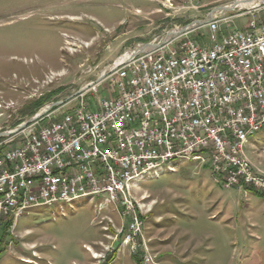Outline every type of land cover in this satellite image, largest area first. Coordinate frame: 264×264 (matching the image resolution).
I'll return each mask as SVG.
<instances>
[{
    "label": "rangeland",
    "instance_id": "rangeland-1",
    "mask_svg": "<svg viewBox=\"0 0 264 264\" xmlns=\"http://www.w3.org/2000/svg\"><path fill=\"white\" fill-rule=\"evenodd\" d=\"M234 1L0 0V133L72 100L126 50ZM249 20L232 18L223 28H244ZM39 100L33 115L20 113ZM1 142L0 148L14 145L9 136ZM246 152L264 172V128L250 137ZM156 171L132 182L129 198L142 223L134 243H125L123 205L82 197L3 217L0 264H243L254 259V248L264 256V194L257 188L247 195L225 188L208 164L191 160Z\"/></svg>",
    "mask_w": 264,
    "mask_h": 264
},
{
    "label": "built area",
    "instance_id": "built-area-1",
    "mask_svg": "<svg viewBox=\"0 0 264 264\" xmlns=\"http://www.w3.org/2000/svg\"><path fill=\"white\" fill-rule=\"evenodd\" d=\"M227 11L157 48L165 38L126 50L75 98L9 136L14 145L0 148V226L28 201L92 191L125 207V243H134L142 223L125 181L175 151L204 149L199 163L218 184L264 193V172L243 160L245 133L264 126V0ZM244 16V28H223Z\"/></svg>",
    "mask_w": 264,
    "mask_h": 264
},
{
    "label": "bare ground",
    "instance_id": "bare-ground-1",
    "mask_svg": "<svg viewBox=\"0 0 264 264\" xmlns=\"http://www.w3.org/2000/svg\"><path fill=\"white\" fill-rule=\"evenodd\" d=\"M256 2H257V0H241L237 4L240 3V4H242V6H252ZM263 128H264V126L263 127H252L250 129H248L247 132L245 133L244 148H243V160L245 162H251V165H254V164L252 163V161L250 160L249 156L247 155L246 146H247V143L249 142L250 137L253 134H255L256 132L262 130ZM202 158H204V149H196L194 151H175L174 153H170L169 156H166V158H164V160H156V165L155 166H149V167H147V168H145L143 170H139L138 172H135L134 175H131L129 177V179H127L125 181V188L129 192V197H130V191H131V188H132V182L133 181L141 180L147 174H149V173H151L153 171H156L158 169H164L166 165H171L177 159H180V160H191V161L199 162ZM212 178H213V180L216 183H218V176H213ZM82 197H91V198H93L92 197V191H83L82 193H78L76 195L65 196V199H63V201L62 200H55V201H52V202H49V201H28L27 203L24 204L23 211H15L14 215H19L20 213H23L24 211H27V210H29L30 208H33V207L50 206V205L52 206V205H54L55 203H58V202H72V201H75V200H77L79 198H82ZM103 197H105L104 201L107 202V203L118 204L117 199H114L113 196H103Z\"/></svg>",
    "mask_w": 264,
    "mask_h": 264
},
{
    "label": "water",
    "instance_id": "water-1",
    "mask_svg": "<svg viewBox=\"0 0 264 264\" xmlns=\"http://www.w3.org/2000/svg\"><path fill=\"white\" fill-rule=\"evenodd\" d=\"M238 2L240 1H235L233 3H231L229 6H222V7H219L217 9H214L210 14H209V18H211L213 16V14L217 11H227V10H233L238 4ZM206 21H201V20H197L195 21L194 23L190 24V25H187V26H184L182 28H180L179 30L177 31H174V32H170L167 37L160 43H157V44H152V48H157L159 47L161 44L163 43H166L167 41H169V39H171L172 37H174L177 33H183V32H186V31H189L191 30L192 28H194L195 26L199 25V24H202V23H205ZM149 44V43H148ZM139 50L136 49L135 52H138ZM64 102L63 101H60V102H57V103H52L50 104L49 106H47L45 109H43L42 111L38 112L37 114H35L31 119H29L28 121L20 124L18 127H16L14 130L12 131H7V132H1L0 133V137L1 136H11L17 132H20L22 130H24L25 128H27L32 122L38 120V119H41L42 117L45 116L46 113L50 112L52 110V108L54 106H57V105H63Z\"/></svg>",
    "mask_w": 264,
    "mask_h": 264
},
{
    "label": "trees",
    "instance_id": "trees-1",
    "mask_svg": "<svg viewBox=\"0 0 264 264\" xmlns=\"http://www.w3.org/2000/svg\"><path fill=\"white\" fill-rule=\"evenodd\" d=\"M40 104H41V100L36 101V102H33V103H30V104L26 105V106L20 111V113H21L22 115H26V114L33 115V114L35 113V111L41 106ZM20 122H21L20 120L17 121V122L15 123V125L19 124ZM5 138H6V136H1V137H0V142H1L3 139H5Z\"/></svg>",
    "mask_w": 264,
    "mask_h": 264
},
{
    "label": "crops",
    "instance_id": "crops-1",
    "mask_svg": "<svg viewBox=\"0 0 264 264\" xmlns=\"http://www.w3.org/2000/svg\"><path fill=\"white\" fill-rule=\"evenodd\" d=\"M245 194L247 195L248 192ZM262 194H264V193H262ZM257 223L255 222V224H257ZM256 230L260 231L259 228H257ZM259 235H260L259 238L261 240V234H259ZM252 256L254 257V259L250 263L248 261H246V262H243V264H264V256L259 258L258 250L256 248L252 249ZM215 262L218 263L219 261H215Z\"/></svg>",
    "mask_w": 264,
    "mask_h": 264
}]
</instances>
